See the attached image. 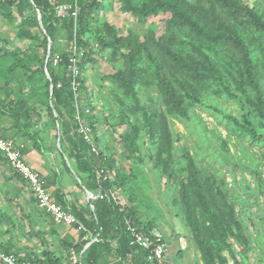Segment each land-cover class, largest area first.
I'll use <instances>...</instances> for the list:
<instances>
[{"label":"rangeland","instance_id":"374dc122","mask_svg":"<svg viewBox=\"0 0 264 264\" xmlns=\"http://www.w3.org/2000/svg\"><path fill=\"white\" fill-rule=\"evenodd\" d=\"M19 1L0 0V48L4 51L26 50L33 42L18 34ZM234 1L252 8L263 23L258 24L252 16L218 0L182 3L185 14L201 23L205 21L212 35L221 32L216 19L233 26L257 60L251 71L244 55L230 46L214 49L210 58L215 60L222 83L212 76L213 66L192 47L194 43L205 48V43L194 37L192 23L186 22V27L175 34L172 25L167 27L170 14L160 12L142 20L127 9L129 0H96L91 28L83 36L89 43L86 48L70 39L66 30L58 37V47L73 53L78 69L73 70V87L81 84L82 77L88 90L79 101L80 91L76 89L78 123L89 126L82 109L92 114L99 146L113 163L110 174L117 176L121 184L115 185L116 195L128 205L136 204L143 219L155 220L154 231L163 233L171 249L164 263L264 264V138H254L235 122H243L247 115L264 135V118L257 110L260 90L264 97V0ZM148 3L132 0L139 8ZM34 11L37 12L26 9L27 13ZM33 31L40 33L37 27ZM118 46L121 54L129 55L133 50L132 58L136 56L141 66L133 90L120 79V70L128 74L131 65L125 57L119 58L120 53L114 57ZM192 53L197 60L191 59ZM187 61L195 67H201L198 62H202L206 67L200 71L211 75L209 80L195 81L183 67ZM157 69L183 98L187 117L175 113L158 82ZM249 72L258 87L249 79ZM225 86L238 98L224 92ZM31 90L25 71L16 68L0 73V126L23 148L31 146L48 153L54 164L62 167L61 174L65 175L72 197L68 205L77 201L86 206V189L66 167L68 158L65 163L57 154L61 145L60 133L55 131L58 122L44 112L41 101L30 96ZM12 97L24 99L27 107L28 119L23 117L21 129L13 128L12 118L1 108ZM34 134L40 146L33 142ZM37 171L47 177L44 171ZM17 174L0 159L2 244L21 256H43L45 250H53L70 261L71 252L76 250L74 243L83 240L74 242L72 234L76 232L80 238V231L74 225L56 224L38 207L28 181ZM63 226H68L69 231L61 229ZM222 227L227 234L222 233ZM236 230L243 238H238Z\"/></svg>","mask_w":264,"mask_h":264},{"label":"trees","instance_id":"16d2710c","mask_svg":"<svg viewBox=\"0 0 264 264\" xmlns=\"http://www.w3.org/2000/svg\"><path fill=\"white\" fill-rule=\"evenodd\" d=\"M75 1L76 0H20L18 3L20 21L16 25L17 28H19L18 34H20L21 37H27L33 42L26 50L18 49L16 51H4L0 48V73L9 72L16 68L26 72L28 82L32 86L30 96L41 101L44 105V112H46L52 120L58 122V127H55V131L56 133L58 131L60 133L61 145L57 154L61 156L62 160H64L65 157L66 160L68 158V165L64 160L66 167L80 179L83 188L96 195L100 191L115 189V185L121 187V184L117 176L113 178L112 174H110L111 170L114 171L113 163L111 159H107L102 152L99 146V135L94 127V118L92 114L87 113L85 109H82V115L84 121L88 122L89 126L93 129L97 151L93 150L92 145L84 139L83 134L77 130L80 124L77 120L78 110L76 101L78 97L79 101L82 100L84 96L88 94V90L85 80L84 78L82 79V77H79L81 84L78 87H73V82L74 80L76 81L73 75L71 61L73 53L58 47V37L63 30H66L70 39L76 40L78 45L86 48L89 43L84 40L83 36L91 28L90 22L94 18L97 2L96 0H91L90 2L87 0H77L80 5L77 18L72 16L71 9L66 11L64 15L60 13L59 6L61 4H74ZM218 1L227 6L231 5L235 11L252 16L258 24L263 23L261 15L254 13L252 8H249L243 2L237 4L234 0ZM148 2L146 6L139 8L132 4V0H129L126 6L128 10L139 15L142 20H146L148 17L157 15L160 12L170 14V17L166 20L167 27L170 28V25H172L175 34L181 32L184 26L186 27V22L192 23L193 29L196 31L194 37H199L200 43H205V48H202L203 45H196L191 42L192 47L203 54L209 66H213L211 71L213 72L212 76H214L215 80L221 83L223 81L220 71L214 64L215 60L210 58V54H213L214 49L217 51L221 50L222 45L230 46L231 49L237 51L239 55H244L246 63L251 67L249 70L254 71L256 68L253 64H256L257 60L252 56V51L247 48L246 44L243 42V38H241L240 34H238L230 24L216 19L215 23L219 25L218 29H220L221 32L217 35H212L208 32L205 21L201 23L198 19L189 18L185 14L182 7L183 0H148ZM27 8H34L37 12L27 13ZM39 12L42 14V25L39 20ZM36 27L41 34L33 31V28ZM147 34L153 37L151 32ZM50 40L51 47H49ZM105 46H110V43H106ZM170 51L171 50H169V52ZM90 52L92 53V51ZM90 52L89 55L91 54ZM119 53L121 54L119 46L117 48L115 47L113 52L114 57L118 58ZM133 54L134 51L131 50L129 55L121 54V57H119L122 60L123 57H125L127 59L126 63H128L129 66L131 65V70L128 74L126 73L127 75L123 73L124 70H120L119 72L121 73V81L131 90L136 87V81L141 75V66L138 60L135 59L136 56L132 58ZM85 55L88 54L86 53ZM190 57L193 61L198 59L193 53ZM198 63L201 67H206L202 62ZM183 67H186L188 70L187 73L191 74L193 79L197 82L207 81L210 78L209 76H211L200 71L201 67L191 65L190 61H187V63L183 62ZM156 74L158 76V82L167 99L172 103L177 116L187 117V112L183 105V98L177 94L170 79H168L160 69L156 70ZM248 76L251 82L258 87L254 82L253 73L249 72ZM76 89L80 91L78 97L76 95ZM222 90L233 97H237V94L233 93L228 86L223 87ZM189 94L193 96L191 93ZM259 94L261 103L258 104L257 110L260 116L264 118V97L261 94V90ZM24 104V99L17 100L15 97H12L8 104L1 107L3 111L12 118L13 128L21 129V120L23 117L25 121L28 119L26 115V112H28L26 109L27 107H25ZM24 107L25 110L23 109ZM245 116L243 122L235 121L237 127L244 130V132L250 133L256 139L264 138V135L258 132L257 127L249 117H247V115ZM89 118L90 120H88ZM28 125L30 124L26 123L25 126ZM0 129L4 137L10 138L1 126ZM150 131H152L151 128ZM31 137L33 142L40 146V143H38L40 141L36 138V135L34 134ZM26 149L27 147L23 148V153L26 152ZM0 159H4L10 164L1 151ZM169 166L170 164L167 163V167ZM100 170L104 171L102 175L99 173ZM17 173L19 172L17 171ZM17 176L25 181V178H23L20 173L17 174ZM47 185L49 186V181ZM57 199L64 206L71 207L79 222L84 226L83 229H79L78 223L73 224L74 227L80 231V239H83L73 245L77 252H81L89 241L94 237H98V240L89 244L83 252V264H153L148 260V250L131 244L132 234L128 229L127 220H130L132 224L139 226L143 231L149 234L157 228L155 220L143 219L136 204L128 205L126 202L120 201V199L108 200L95 198L89 199L86 206L80 205L77 201L71 203L70 206L68 205L67 199H65L64 195L59 193V191ZM41 210L44 211L43 209ZM221 231L224 235L227 234L225 228L222 227ZM239 232L240 230L238 229V234ZM235 233L237 234V230ZM238 238L243 237L238 235ZM245 242L248 245V242ZM2 247L7 252H14L4 247L3 244ZM14 253L21 260H30L43 264H59L66 262L64 255H58L53 250H45L43 256L36 254L21 256L16 252ZM113 257L115 258L113 259Z\"/></svg>","mask_w":264,"mask_h":264},{"label":"built area","instance_id":"2783aa9c","mask_svg":"<svg viewBox=\"0 0 264 264\" xmlns=\"http://www.w3.org/2000/svg\"><path fill=\"white\" fill-rule=\"evenodd\" d=\"M59 9L60 13H62L63 15L66 13V11L71 9L72 16L77 18L80 11V5L76 0L74 4H61L59 6ZM71 61L72 69L75 72H78L76 63L74 62V58H72ZM78 131L83 134L84 139H86L92 145L93 150L96 151L97 147L95 145V136L93 134V129L88 125L80 123ZM22 148L23 144L18 143L14 139L4 137L0 129V151L6 156L11 166L20 174H22L23 177L28 181L34 193L38 206L47 213H49L55 223L68 225L78 223V228L83 229L84 226L82 225V223L79 222L72 208L69 206L66 207L58 201L57 197L49 189L46 179L37 170H35L25 159L22 154ZM99 173L100 175H102L104 171L100 170ZM88 193H90L87 194L88 197L90 196V198L88 199L101 198L108 200H118L114 189H110L109 191H100L96 195L91 191H89ZM127 222L128 229L132 234L131 244L148 250V260L153 264H164V260L170 254L171 249L163 233L156 232L153 230L152 233L149 234L143 231L139 226L132 224L130 220H127ZM96 240H98V237H94L91 241H89L81 252L73 250L71 252L72 254L70 256V261H66L65 263L59 264H83V252L89 244ZM0 262L4 264H43L38 262H32L30 260H21L14 252L5 251L2 247L1 241Z\"/></svg>","mask_w":264,"mask_h":264},{"label":"crops","instance_id":"0c3cea01","mask_svg":"<svg viewBox=\"0 0 264 264\" xmlns=\"http://www.w3.org/2000/svg\"><path fill=\"white\" fill-rule=\"evenodd\" d=\"M45 151V150H44ZM47 151V150H46ZM43 152V150H40L39 148L34 149L31 146L26 149V152L23 153V156L25 159L29 162L27 158L30 159L29 164L35 169V170H42L44 173L47 174V177L43 174H41L46 180L49 181V189L53 191V193L58 197V191L62 194H64L65 199L71 200V193H69V188L63 179L65 175L61 174V166L58 167V165L54 164V161H52V157L48 155V153ZM32 154H34L32 156ZM54 155V154H53ZM43 162V163H42ZM34 165V166H33ZM37 168V169H36ZM47 181V183H48ZM67 229L69 231L70 228L68 226H63L61 229ZM79 235L74 232L72 234V240L74 242H77L79 240ZM164 264H171L168 260L165 261Z\"/></svg>","mask_w":264,"mask_h":264},{"label":"water","instance_id":"95a60500","mask_svg":"<svg viewBox=\"0 0 264 264\" xmlns=\"http://www.w3.org/2000/svg\"><path fill=\"white\" fill-rule=\"evenodd\" d=\"M39 20H40V23H41V25H42V14H41V12H39ZM49 47H51V40H50V44H49ZM46 71H47V69H46ZM47 73H48V71H47ZM49 74V73H48ZM87 191V190H86ZM89 192V190L87 191V194H90V193H88ZM88 198H90V196L88 197Z\"/></svg>","mask_w":264,"mask_h":264}]
</instances>
